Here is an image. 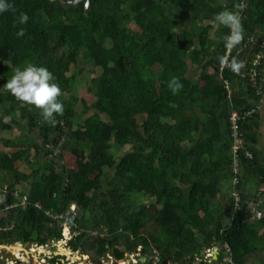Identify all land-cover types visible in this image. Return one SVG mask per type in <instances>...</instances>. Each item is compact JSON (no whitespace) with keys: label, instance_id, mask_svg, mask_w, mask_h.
Masks as SVG:
<instances>
[{"label":"trees","instance_id":"obj_1","mask_svg":"<svg viewBox=\"0 0 264 264\" xmlns=\"http://www.w3.org/2000/svg\"><path fill=\"white\" fill-rule=\"evenodd\" d=\"M11 3L15 11L0 13V85L18 65H43L62 90L64 111L52 126L34 105L0 90V143L8 147L0 148V177L10 190L29 183L26 209L7 208L11 195L0 204V242L61 238L50 210L70 216L82 231L77 245L95 258L108 249L122 258L139 244L147 255L142 264H152L153 248L159 264L180 258L192 264L214 245L228 246L235 264L263 253L264 157L255 144L264 55L254 61L264 54V0ZM225 9L236 12L242 32L230 49L223 42L228 27L214 21ZM20 12L29 17L22 25L14 23ZM19 28L22 37L15 35ZM222 55L242 62L239 73L220 65ZM80 58L98 71L87 85L91 106L72 92L76 76L70 72ZM172 76L183 83L176 94L167 86ZM250 108L256 111L241 122L245 142L234 186L229 115ZM64 150L81 162V173L66 166ZM257 206L261 217L247 219Z\"/></svg>","mask_w":264,"mask_h":264},{"label":"clouds","instance_id":"obj_2","mask_svg":"<svg viewBox=\"0 0 264 264\" xmlns=\"http://www.w3.org/2000/svg\"><path fill=\"white\" fill-rule=\"evenodd\" d=\"M237 7L243 8L244 4L240 3ZM10 9L15 11L11 0H0V13ZM28 19L27 13L20 12L14 23L22 25L27 23ZM214 21L229 29V32L223 37L225 48L230 49L240 43L242 32L237 14L225 9L215 14ZM24 31L23 28H19L15 35L22 37ZM218 60L221 66H226L233 72H239L242 67L241 61L236 59L228 61L223 55L219 56ZM167 86L173 94H176L183 87V83L178 77L172 76L167 81ZM0 90L8 91L19 101L34 105L40 110L43 121L52 126H55L58 122L56 117L63 114L64 104L62 100L58 99L62 94V90L55 82L53 73L43 65L29 63L23 67L16 66L13 69L11 78L0 85Z\"/></svg>","mask_w":264,"mask_h":264},{"label":"built area","instance_id":"obj_3","mask_svg":"<svg viewBox=\"0 0 264 264\" xmlns=\"http://www.w3.org/2000/svg\"><path fill=\"white\" fill-rule=\"evenodd\" d=\"M87 4L88 2H86V5ZM263 46H264V42H263ZM263 55L264 54L262 51L258 53L256 60L254 61V64L259 63V60L260 58L263 57ZM255 74H256V70H253L251 74L253 78L255 77ZM226 87L229 89V82H226ZM258 93H260V91H258ZM229 94H230V89H229ZM261 102H262V99H261ZM256 108L260 109V104L257 105ZM256 108H250V109H246L242 111L234 109L231 111L229 115V122L231 126V137H232L231 150L233 153L232 168H233V171L235 172V175L232 178V183L234 184V186L239 183L238 174L241 172L242 166H241V161H240L238 154L239 152L242 151L244 142H245L244 134L241 129V122L245 117L252 115L256 111ZM60 144H61V141L58 143V145ZM245 155L246 157H252L253 154L250 150H245ZM232 194L236 197L237 204H238V200H240V195L235 189L232 190ZM9 195H11V198L14 201L12 203L7 204V208L13 207V206H21L23 209L27 208L28 203H29V197H28L27 192L23 191L21 188H14L10 190ZM258 195H261V194L258 193ZM35 205L40 207L39 203H35ZM69 208L71 211L74 212V214H77L76 205L72 204ZM46 212L52 218L53 222H55V224H57L61 229L62 237L51 239L54 242V244L61 246L62 244L66 243L69 239H71L73 236H75L76 230H77V224L71 220L70 216H68L67 214L63 212H54L50 210H46ZM261 215H262V211L257 206L252 209V214L251 216L247 217V219H259ZM141 249L142 248L139 247L138 251H140ZM224 249L227 252V255L222 261L218 262V264H235L230 254V248L228 246H225ZM211 250L212 248H208L205 250L204 253H202L199 256H196L192 264H201L202 262H211L212 261L211 257L213 254ZM132 260L135 263H137L139 262V257H136L134 259L132 258ZM151 260H152V264H159L161 261L159 257V252L155 248H153L152 250Z\"/></svg>","mask_w":264,"mask_h":264},{"label":"flooded vegetation","instance_id":"obj_4","mask_svg":"<svg viewBox=\"0 0 264 264\" xmlns=\"http://www.w3.org/2000/svg\"><path fill=\"white\" fill-rule=\"evenodd\" d=\"M96 234H98V232L94 231L93 235L96 236ZM81 235L82 231L76 230L75 236L69 239L66 243L62 244V246L54 244L52 240H50V242L48 240L46 243L40 244L37 241L23 242L20 239V241L24 243L23 247L25 250L13 248L11 246L12 244L10 245L11 247H8V249H0V264H98L96 260H101L103 262L102 264H108L109 260L113 258L116 259V261H119L118 264H131L130 260H132V251L126 252L122 258H117L115 251L113 249H108L99 258L93 257L90 253L83 251V243L77 245L78 238ZM12 239H14V237H12ZM6 241L8 240H5V242ZM33 244H37L39 248L43 249L42 251H39V253H35L37 257L36 259L33 257L34 251L31 250V246ZM60 247L64 248L65 251L59 252L58 249ZM139 247L142 248L141 250L143 252V246L141 244H139L133 251H138ZM140 264H142V262Z\"/></svg>","mask_w":264,"mask_h":264},{"label":"rangeland","instance_id":"obj_5","mask_svg":"<svg viewBox=\"0 0 264 264\" xmlns=\"http://www.w3.org/2000/svg\"><path fill=\"white\" fill-rule=\"evenodd\" d=\"M217 1H218L217 4H219V5L224 3V2H227V0H217ZM227 10H230V9H227ZM230 11H233V10H230ZM234 13L236 14V12H234ZM195 70H196L195 66L191 65L190 71H189V75L191 77H193L195 75ZM97 72H98L97 69L94 67L93 63L88 58H80L78 60L77 65L70 72L72 74H75V76H76L75 82L73 84L72 92L75 95H78L80 97H84L85 100L88 102L89 106H91V104L95 98L91 93H89L87 85H88V82L91 80V78L97 74ZM211 72H212V70H211ZM160 76H161V78H164V73H161ZM78 107H79V103L76 105L75 108H76L77 112H80L81 108H78ZM107 111L109 114H112V115L114 114V109H112V107H110V106H108ZM93 112H94V110L89 111L86 114L81 113L80 116L77 118V120L79 122H82L83 117H85L86 115L92 114ZM15 134H17L16 131L4 132L3 136L4 137H14ZM0 148L4 149V150H8V147L4 146L2 143H0ZM63 154H64V160H65L66 166L70 170H72L76 173H81L83 170L81 162L78 161L73 154H71L70 152H68L66 150H64ZM3 173H7V172L3 171ZM4 180H5V178L3 177L2 173H1V177H0V188L1 189H2L1 185L3 184V182L6 183ZM19 187L21 189L23 188L22 190L26 191L27 188L29 187V183L23 182L21 184H18L17 187H14V188H19ZM146 202H148V201H146ZM258 251H261V250H258ZM132 253H133V251H132ZM260 255H263V254H260ZM260 255H257V253H252L249 257H247L246 264H264V257H263V260L261 262L260 258L258 257Z\"/></svg>","mask_w":264,"mask_h":264},{"label":"crops","instance_id":"obj_6","mask_svg":"<svg viewBox=\"0 0 264 264\" xmlns=\"http://www.w3.org/2000/svg\"><path fill=\"white\" fill-rule=\"evenodd\" d=\"M259 110H260V122H261V125H260V129H259L258 142H256L255 146L261 152V154L264 157V97L262 98V102L260 104V109ZM1 187H2V189L0 188V204H2L3 201L7 200L8 196H9V192H10V189L8 188V185L6 183L3 182ZM259 236L264 239V228H262L260 230ZM9 240H11V241H9ZM10 245L13 248L25 250L24 247H23L24 243L22 241H20V240L15 239V238L14 239L8 238V241H6V242H5L4 238H3L1 240V242H0V249H2V250L8 249V247ZM211 248H212L211 252L213 253L212 257H211L212 261L211 262H202L201 264H218V258H223L224 259L226 257L227 252L224 249L225 247H223L222 245H214ZM31 250L34 251L33 257H34V259H36L37 257L35 255V253H39V251H42L43 249L39 248L37 246V244H33L31 246ZM205 250H203L202 253H204ZM58 251L59 252H64L65 250H64V248L60 247L58 249ZM142 253H143L142 250L141 251H137V253H136V251L135 252L133 251V253L131 254V259L139 257V262L135 263L133 260H130V263L131 264H140L141 262L145 261L147 256L146 255H142ZM262 254L263 255L258 256L260 258L261 262H262L263 257H264V251H263ZM143 256L145 257V259H144ZM33 262L35 263L34 260H33ZM183 262H184L183 258H180V260H178V261H176V260H172V261H169V262L165 261L164 264H181ZM118 263H119V261H116V259L113 258V259L109 260L108 264H118Z\"/></svg>","mask_w":264,"mask_h":264},{"label":"water","instance_id":"obj_7","mask_svg":"<svg viewBox=\"0 0 264 264\" xmlns=\"http://www.w3.org/2000/svg\"><path fill=\"white\" fill-rule=\"evenodd\" d=\"M49 242H50V240H49ZM96 262H97L98 264H102V263H103L101 260H96Z\"/></svg>","mask_w":264,"mask_h":264}]
</instances>
